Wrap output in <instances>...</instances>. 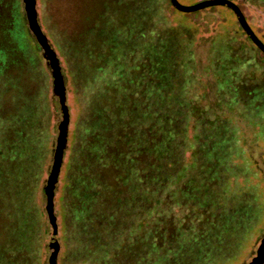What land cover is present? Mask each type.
<instances>
[{
    "label": "rangeland",
    "instance_id": "rangeland-1",
    "mask_svg": "<svg viewBox=\"0 0 264 264\" xmlns=\"http://www.w3.org/2000/svg\"><path fill=\"white\" fill-rule=\"evenodd\" d=\"M229 1L264 44V0ZM36 13L51 54L25 0H0V264H250L264 55L235 12L36 0Z\"/></svg>",
    "mask_w": 264,
    "mask_h": 264
},
{
    "label": "water",
    "instance_id": "water-1",
    "mask_svg": "<svg viewBox=\"0 0 264 264\" xmlns=\"http://www.w3.org/2000/svg\"><path fill=\"white\" fill-rule=\"evenodd\" d=\"M170 3L172 4V6L176 10H178L180 12H184V13L194 12V11H198V10H202V9H206V8H210V7H214V6H223V7H227L229 9H231L233 12H235L240 26L242 27V29L244 30V32L246 33L248 38H250L254 42V44L264 53V44L260 41V39L252 31L250 25L248 24L244 14L240 10V8L237 5H235L234 3H232L231 1H229V0H206V1H202V2H200L194 6H190V7L181 5L178 2V0H170ZM25 5H26V11H27V16H28V20H29L31 30L35 33L38 41L45 48V50L48 52V54H51L50 50L48 48L47 42H46V38L42 34L40 26H39L38 21H37L36 0H25ZM54 64H55V71L58 74V71H59V68L57 67L58 64L57 63H54ZM60 84H61L60 86H62V82ZM63 94H64V91H63V87H62L60 96H61V104L63 106V111L65 114V121L62 124L63 126H61V136L59 138V147H58V150L56 152L55 165H54L52 175H51L50 180H49L50 186L48 187V209H49V214L52 217H53L54 182L57 179L59 171H60L61 160H62L61 159L62 158V151H63V148H64L65 143H66V138H65L66 133L64 134L63 131H66V127H67V124L69 121L68 108L65 105V97ZM263 243H264V239L262 241V244ZM262 244L258 250L257 257L254 258L250 264H264V248H262ZM261 249H263V252H262L261 256L259 257ZM57 253H58V251L54 252L52 260H54L56 258Z\"/></svg>",
    "mask_w": 264,
    "mask_h": 264
},
{
    "label": "flooded vegetation",
    "instance_id": "flooded-vegetation-1",
    "mask_svg": "<svg viewBox=\"0 0 264 264\" xmlns=\"http://www.w3.org/2000/svg\"><path fill=\"white\" fill-rule=\"evenodd\" d=\"M240 28H241L242 32L245 33L241 26H240ZM245 35H246V33H245ZM246 36H247V35H246ZM249 40L254 44V42H253L250 38H249ZM254 45H255V44H254ZM255 47L258 48L256 45H255ZM258 49H259V48H258ZM259 50H260V49H259ZM260 51H261V50H260ZM261 52H262V51H261ZM262 54L264 55L263 52H262Z\"/></svg>",
    "mask_w": 264,
    "mask_h": 264
},
{
    "label": "bare ground",
    "instance_id": "bare-ground-1",
    "mask_svg": "<svg viewBox=\"0 0 264 264\" xmlns=\"http://www.w3.org/2000/svg\"><path fill=\"white\" fill-rule=\"evenodd\" d=\"M262 248H264V243L262 244ZM262 252H263V249H261L259 257L261 256ZM255 262H256V261H255ZM255 262H254V263H255Z\"/></svg>",
    "mask_w": 264,
    "mask_h": 264
}]
</instances>
